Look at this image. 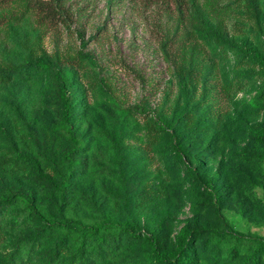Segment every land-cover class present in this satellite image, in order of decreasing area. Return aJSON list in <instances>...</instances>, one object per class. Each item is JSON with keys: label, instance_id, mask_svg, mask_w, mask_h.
I'll return each mask as SVG.
<instances>
[{"label": "rangeland", "instance_id": "obj_1", "mask_svg": "<svg viewBox=\"0 0 264 264\" xmlns=\"http://www.w3.org/2000/svg\"><path fill=\"white\" fill-rule=\"evenodd\" d=\"M54 4L0 7V264H264V0Z\"/></svg>", "mask_w": 264, "mask_h": 264}, {"label": "trees", "instance_id": "obj_2", "mask_svg": "<svg viewBox=\"0 0 264 264\" xmlns=\"http://www.w3.org/2000/svg\"><path fill=\"white\" fill-rule=\"evenodd\" d=\"M54 1H55V4H54L55 6L54 7L47 6L45 8H42V9L38 10L39 13H40L39 14L40 15V19L42 21L45 22V21L54 19L57 14L62 16L63 12L60 10V6H61V3L64 0H54ZM9 2H10V0H0V7L2 5H5V4L9 3ZM46 10H47V12H46ZM86 44H87V42L85 41L84 37H81V45H82V47H85ZM242 48H245V50L248 51V52H254L253 48H249V47H245V46H242ZM82 53H83L84 56H88L89 57V54L84 53V52H82ZM77 62L78 61L75 60V58H69V59H64L63 60V63L70 64L72 66H74ZM36 63H37V65H40L41 67H44V68H48L50 66V64H47V63H45V62H43L41 60H38ZM13 71L14 70H8L5 73L6 74H10ZM59 78L61 79V83H62V88L61 89L64 90L66 88V85H67V76H66V74H63V73L60 72L59 73ZM263 91H264V88H263ZM133 109L135 111H138L139 113H142V114H146L147 113V111H146V109L144 107L134 106ZM165 131H166V129L164 128L163 123L160 122V121L157 123V125L154 128H152V132H153V134L155 136H157L158 132L163 133ZM69 133H72L71 126H69ZM69 160H70V166L72 164H74L73 163V159L70 158ZM103 230L106 231V226L103 227ZM99 231H100V229H98V228H94V227L87 228L86 232L84 234H81V233L80 234H76V235L72 234L71 237L74 240H79V239L82 238L83 239L82 244H83L84 241L87 240V237L89 235H97L99 233ZM130 233L133 236H137L138 235L134 231H131ZM99 238H103V237L100 236ZM157 238L158 237H156V239ZM158 255L161 258V256H162L161 252H159ZM174 259H175V264H196L195 261L191 257H189L187 254H185L183 246H179L178 247V249H177V251L175 253V258ZM161 261L164 262L165 259H161ZM166 262H168V260Z\"/></svg>", "mask_w": 264, "mask_h": 264}]
</instances>
